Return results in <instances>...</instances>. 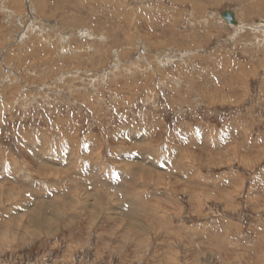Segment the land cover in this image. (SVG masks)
Listing matches in <instances>:
<instances>
[{
    "label": "rangeland",
    "instance_id": "1",
    "mask_svg": "<svg viewBox=\"0 0 264 264\" xmlns=\"http://www.w3.org/2000/svg\"><path fill=\"white\" fill-rule=\"evenodd\" d=\"M0 264H264V0H0Z\"/></svg>",
    "mask_w": 264,
    "mask_h": 264
},
{
    "label": "water",
    "instance_id": "2",
    "mask_svg": "<svg viewBox=\"0 0 264 264\" xmlns=\"http://www.w3.org/2000/svg\"><path fill=\"white\" fill-rule=\"evenodd\" d=\"M221 16L222 19L230 25L236 26L238 24V22L235 19L234 12L232 11H224Z\"/></svg>",
    "mask_w": 264,
    "mask_h": 264
},
{
    "label": "bare ground",
    "instance_id": "3",
    "mask_svg": "<svg viewBox=\"0 0 264 264\" xmlns=\"http://www.w3.org/2000/svg\"><path fill=\"white\" fill-rule=\"evenodd\" d=\"M221 15H222V13H221ZM221 18H222V16H221ZM113 184V183H112ZM46 220V219H45ZM42 221H43V219H42ZM44 229V228H43ZM58 229V228H57ZM57 229H55V230H57ZM46 230V229H45ZM47 231V230H46ZM51 231V230H50ZM48 232V231H47Z\"/></svg>",
    "mask_w": 264,
    "mask_h": 264
},
{
    "label": "crops",
    "instance_id": "4",
    "mask_svg": "<svg viewBox=\"0 0 264 264\" xmlns=\"http://www.w3.org/2000/svg\"><path fill=\"white\" fill-rule=\"evenodd\" d=\"M223 13V12H222ZM234 15H235V13H234ZM235 19H236V21H237V18H236V15H235ZM238 22V21H237ZM238 25V24H237Z\"/></svg>",
    "mask_w": 264,
    "mask_h": 264
}]
</instances>
